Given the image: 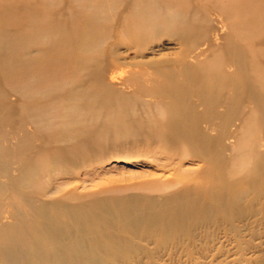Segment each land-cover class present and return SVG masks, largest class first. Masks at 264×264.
Segmentation results:
<instances>
[{
    "label": "rangeland",
    "instance_id": "1",
    "mask_svg": "<svg viewBox=\"0 0 264 264\" xmlns=\"http://www.w3.org/2000/svg\"><path fill=\"white\" fill-rule=\"evenodd\" d=\"M129 2L108 0L94 14L105 21L106 36L87 69L88 83L98 79L108 84L113 101H131L124 124L106 120L104 110L95 119L83 114L77 136L51 143L49 133L36 135L34 125L23 124L27 112L13 107L23 100L0 83V258L29 264H264V182L250 176L261 172L256 160L264 159V52H253L232 34L233 18L220 12L229 0H157V11L167 15L170 8L172 15L160 27L128 36L121 23ZM259 15L255 20L263 23L264 13ZM206 72L224 76V83L207 85ZM247 122H253L258 144L255 158L243 165L238 142L250 133ZM41 147L58 158L38 178L31 176L37 184L24 182L22 153Z\"/></svg>",
    "mask_w": 264,
    "mask_h": 264
},
{
    "label": "bare ground",
    "instance_id": "2",
    "mask_svg": "<svg viewBox=\"0 0 264 264\" xmlns=\"http://www.w3.org/2000/svg\"><path fill=\"white\" fill-rule=\"evenodd\" d=\"M107 1L108 0H0V23L10 26V29H6V25L4 28L2 25V27H0V83L8 88L7 90L10 91V93L8 92L9 94L12 92L16 97H19L18 99L23 100L21 104L18 102V105L11 102L14 104L13 107L16 105L17 108L20 107V109H22L20 111L24 113L27 112L28 115H26V113L23 115L24 117L27 116L24 118L25 121L23 124L25 123V126H28V123L34 125L35 128L33 129L35 131L33 130V132H35L36 135L49 133L50 141H52L51 143L54 141L58 143L59 140V142H61L62 139L64 141V138L70 139L74 135L77 136L78 133L76 128L81 123V121H77V116L83 114H90L92 117L91 119H95L96 117L98 118V115L104 110L106 120H116L120 124L122 122L124 124L125 122V113L131 101H125L123 97H121L119 101H113L110 97V88L108 84L106 86V84L104 85V83L98 79H94L92 82L88 83L92 77L87 69L96 60L95 58L98 57L97 52L99 53V49H101V41L106 36V33L103 31V29L105 30V27L103 28V25L106 24L105 21H103V23L97 15L94 17V14L101 13L103 11L102 6ZM156 1L157 0H130L123 14V21L121 23L122 31H120L128 35V33L134 31L147 32V30L151 29L153 26L155 27V25L160 27L163 24V19L169 18L172 15V11L170 8H167V15L159 13L157 11L158 8L155 7ZM252 4L255 6L257 5L256 11L258 12L255 11L256 13H251L250 11H246L247 6ZM262 4L263 0H229L228 5H223L220 8V12L222 15H226V19L230 21L233 18L235 22V25L231 27L232 34L235 37L237 36L236 38H238V40L245 42L246 47H250L253 52H258L259 54L264 52V44L258 43V40H264V22H256L254 16L256 17L257 14H260L259 16L263 15L264 4L263 6ZM211 5L213 4L211 3ZM117 6H119V3ZM248 13L249 17H246ZM109 16L110 15L107 13L103 14L104 19H108ZM257 23H260V25ZM154 27L153 29H155ZM108 33L107 31V34ZM139 34L137 35L138 37ZM115 35H117V33ZM119 35H123V33ZM219 65H221V63L217 66ZM220 67L221 66H219V68ZM212 68L213 67H211V69ZM223 77L219 73L207 74L206 72L204 76L205 79L203 80L206 81L207 85H212L214 82L217 84L223 81ZM79 85L80 87L76 88ZM179 87L183 90L181 86ZM93 90H95V96L90 94ZM14 94L13 96H15ZM185 95H187V93ZM185 109H183V111ZM162 112L165 113L164 110H162ZM10 113H12V111ZM178 113H181V111ZM253 115L255 116V114H252L251 118L254 119V124L256 125L257 120L255 119L257 118L256 116L255 118L252 117ZM8 117L11 118L9 114ZM14 118L15 117H13V119ZM252 119L250 120L252 121ZM15 121H17L16 118ZM9 123H11L13 127V123ZM254 124L253 122L250 124L247 122L245 127L248 130L250 129V133L243 136L242 140L240 139L238 142L243 165H247V162L252 160L255 149L257 148L258 137H256V132L252 130L255 128ZM20 125L18 127H20ZM172 125L178 126L177 128L182 127L181 122L178 121H173ZM187 127H189V125H187ZM11 131H9V133H11ZM150 132L158 138L161 144H164L163 146L167 144V138L158 136L155 131L153 132L150 130ZM13 133L14 132H12V134ZM105 133L106 131L103 129L100 134ZM179 133H182L183 137L187 135V132L183 130ZM7 137L6 133L5 138ZM11 138L9 137V140ZM35 141H38L40 145L43 144L41 139ZM82 143L83 142H81V144ZM174 143L179 148L180 143L178 141ZM248 144L250 149L247 150ZM46 146H48V144ZM72 149L73 148H69V150ZM22 154L27 155V157L25 155L26 158H24L21 167L22 174H24V176H22L24 179H22L24 182H30L29 184H37L35 181L38 178L37 175L45 172L44 170L58 158L56 151L51 148H42L35 154L23 151ZM258 159L256 160L257 165L263 167L260 169L261 172H257L258 169L254 167L257 169V175L260 174L259 177H261L259 178L257 175L250 176L252 177L251 182L261 183L264 182V179H262L264 177V159ZM251 163L253 164L254 162L252 161ZM233 169L235 173L240 171V168ZM234 172L232 171L231 173ZM33 174L36 175V179H33V177L31 178ZM217 174L218 172L216 175ZM219 185L217 188H220ZM95 233H97V231ZM23 246L25 247L24 244ZM39 262L40 261L35 264H42ZM0 264L29 263L24 260L7 262L3 258H0Z\"/></svg>",
    "mask_w": 264,
    "mask_h": 264
}]
</instances>
